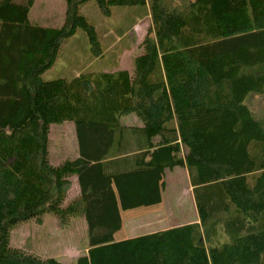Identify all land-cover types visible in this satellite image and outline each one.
Instances as JSON below:
<instances>
[{
    "label": "trees",
    "instance_id": "trees-1",
    "mask_svg": "<svg viewBox=\"0 0 264 264\" xmlns=\"http://www.w3.org/2000/svg\"><path fill=\"white\" fill-rule=\"evenodd\" d=\"M64 1L50 26L32 19L34 0H0V264H64L11 246L17 224L48 215L91 222L93 246L74 264H264V109L251 107L264 99V0ZM88 2L105 16L144 6L142 53L131 71L45 80L81 30L103 56ZM65 121L78 156L53 164L51 127ZM175 167L197 220L116 240Z\"/></svg>",
    "mask_w": 264,
    "mask_h": 264
},
{
    "label": "rangeland",
    "instance_id": "rangeland-1",
    "mask_svg": "<svg viewBox=\"0 0 264 264\" xmlns=\"http://www.w3.org/2000/svg\"><path fill=\"white\" fill-rule=\"evenodd\" d=\"M26 1V0H18ZM64 0H34L31 17L40 25L61 26L65 14ZM83 14L95 24L104 49L101 57L91 52L86 34L81 30L69 38L54 66L44 79L70 77L79 72H112L133 69L134 58L142 53L141 42L151 26L148 10L141 5L113 7L111 16L103 15L94 2L82 7ZM254 111L261 114L264 99L255 97ZM135 123V118L129 120ZM78 156L75 124L71 121L54 124L50 133V158L53 164ZM159 203L148 210L124 216L119 221L121 236L139 235L197 220L192 186L186 168L167 170ZM81 190L79 175L74 178L73 193ZM118 237V236H117ZM112 240V239H111ZM11 246L34 253L42 258H55L64 264H74L78 256L93 246L92 225L89 219L75 217L67 227L48 215L41 224L28 220L17 224L11 232Z\"/></svg>",
    "mask_w": 264,
    "mask_h": 264
},
{
    "label": "crops",
    "instance_id": "crops-1",
    "mask_svg": "<svg viewBox=\"0 0 264 264\" xmlns=\"http://www.w3.org/2000/svg\"><path fill=\"white\" fill-rule=\"evenodd\" d=\"M85 42H87V43L89 44V41H85ZM118 70H120V69L116 68V69L113 70L112 72H115V71H118ZM102 72H105V71L103 70ZM80 73H81V72H79L78 70H76V71H75V74H73V75L70 76V77L78 76ZM58 78H59V77H58ZM68 78H69V77H68ZM52 79H55V78H52ZM45 80H51V79H45ZM186 171H187V169H186ZM165 172H166V171H165ZM165 172H164V173H165ZM164 173H163V179H166V176L164 175ZM187 175H188V172H187ZM188 179H189V176H188ZM168 228H170V227H168ZM165 229H167V228H165ZM160 230H163V229H160ZM127 232H128V231H126V235H125V236H121L120 238H117L116 240H118V239H127V238H132V237H136V236L143 235V234H139V235H131V236H130ZM152 232H155V231H152ZM148 233H151V232H147V233H144V234H148Z\"/></svg>",
    "mask_w": 264,
    "mask_h": 264
}]
</instances>
